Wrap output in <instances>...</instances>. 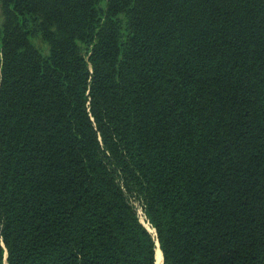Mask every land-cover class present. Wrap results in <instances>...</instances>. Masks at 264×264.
Segmentation results:
<instances>
[{"label":"trees","instance_id":"obj_1","mask_svg":"<svg viewBox=\"0 0 264 264\" xmlns=\"http://www.w3.org/2000/svg\"><path fill=\"white\" fill-rule=\"evenodd\" d=\"M157 240L264 264V0H0V264Z\"/></svg>","mask_w":264,"mask_h":264},{"label":"bare ground","instance_id":"obj_2","mask_svg":"<svg viewBox=\"0 0 264 264\" xmlns=\"http://www.w3.org/2000/svg\"><path fill=\"white\" fill-rule=\"evenodd\" d=\"M144 224L151 231V233L156 236L155 230L149 224L147 223H144ZM156 264H163V255L159 247L157 248Z\"/></svg>","mask_w":264,"mask_h":264},{"label":"rangeland","instance_id":"obj_3","mask_svg":"<svg viewBox=\"0 0 264 264\" xmlns=\"http://www.w3.org/2000/svg\"><path fill=\"white\" fill-rule=\"evenodd\" d=\"M137 207H138V214H139L141 222L146 223L145 222L146 221L145 220V216H144V213H143L142 209L139 206H137Z\"/></svg>","mask_w":264,"mask_h":264},{"label":"water","instance_id":"obj_4","mask_svg":"<svg viewBox=\"0 0 264 264\" xmlns=\"http://www.w3.org/2000/svg\"><path fill=\"white\" fill-rule=\"evenodd\" d=\"M143 223V222H142ZM143 225L146 227V225L143 223ZM146 229L151 233V231L146 227ZM151 235L153 236V234L151 233ZM157 236V235H156ZM154 237V236H153ZM156 247L158 248H160V245H159V242H158V240L156 241ZM157 248H156V255H157ZM161 250V249H160ZM163 264H164V261H163Z\"/></svg>","mask_w":264,"mask_h":264}]
</instances>
